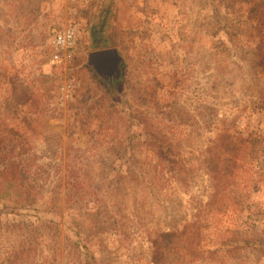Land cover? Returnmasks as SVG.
Instances as JSON below:
<instances>
[{
    "label": "rangeland",
    "instance_id": "1",
    "mask_svg": "<svg viewBox=\"0 0 264 264\" xmlns=\"http://www.w3.org/2000/svg\"><path fill=\"white\" fill-rule=\"evenodd\" d=\"M0 264H264V0H0Z\"/></svg>",
    "mask_w": 264,
    "mask_h": 264
},
{
    "label": "built area",
    "instance_id": "2",
    "mask_svg": "<svg viewBox=\"0 0 264 264\" xmlns=\"http://www.w3.org/2000/svg\"><path fill=\"white\" fill-rule=\"evenodd\" d=\"M77 39V29L69 25L62 30H58L53 38V51L50 55L51 65H58L71 56L69 52L75 45Z\"/></svg>",
    "mask_w": 264,
    "mask_h": 264
},
{
    "label": "water",
    "instance_id": "3",
    "mask_svg": "<svg viewBox=\"0 0 264 264\" xmlns=\"http://www.w3.org/2000/svg\"><path fill=\"white\" fill-rule=\"evenodd\" d=\"M120 55L117 49H105L91 52L88 55L89 64L100 74L113 76L118 68Z\"/></svg>",
    "mask_w": 264,
    "mask_h": 264
}]
</instances>
